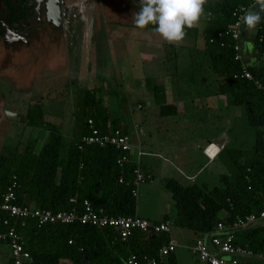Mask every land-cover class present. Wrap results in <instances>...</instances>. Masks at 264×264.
I'll use <instances>...</instances> for the list:
<instances>
[{
    "label": "trees",
    "instance_id": "1",
    "mask_svg": "<svg viewBox=\"0 0 264 264\" xmlns=\"http://www.w3.org/2000/svg\"><path fill=\"white\" fill-rule=\"evenodd\" d=\"M254 2L217 0L214 4H205L207 20L203 29L199 26L185 28V38L204 41L203 49L191 50L194 78L208 75L209 70L212 72L220 93L228 96L230 106L245 108L250 127L257 130L255 144L250 152L227 150L239 171L236 183L224 176L223 187L206 191L197 185L185 186L175 179L166 180L177 214L174 218L166 216L164 221L194 232L198 239L206 241L205 238L209 237L206 241L209 245L213 237L233 235L234 246L264 256V222L243 230L216 231L220 223L231 227L238 218L264 211V42H260L264 15L252 41L254 62L246 57L242 38L240 40L244 63L254 80L234 77L242 74L243 66L236 59L238 42L230 32L237 21L234 11ZM153 27L149 25L143 30L154 32ZM167 49L177 50L174 46ZM153 94L162 117L177 115V107L165 103L160 88L154 87ZM80 95L83 97L84 132L68 146L59 127L47 119L43 100L29 104L24 126L31 131L27 133L26 143L0 148V204L8 187L16 183L19 205L54 212L77 210L82 214L84 203L88 201L94 210H102L108 216H137L135 161L120 165V152L115 147L82 143L83 136L89 134L91 120L103 131L110 126L126 133L127 129L112 117L105 99L96 91L85 89ZM0 216L7 218L2 211ZM11 225L16 226V232L30 253L27 264H62L64 261L72 264H128L133 255L139 260L144 257L160 260V250L170 239L167 233L136 230L123 241L112 228L78 221L46 226L28 221L22 226L11 220ZM7 228L0 223V232ZM220 256L226 260L231 258L227 254ZM164 264H178L175 253L166 257ZM240 264H264V259L248 257Z\"/></svg>",
    "mask_w": 264,
    "mask_h": 264
},
{
    "label": "crops",
    "instance_id": "2",
    "mask_svg": "<svg viewBox=\"0 0 264 264\" xmlns=\"http://www.w3.org/2000/svg\"><path fill=\"white\" fill-rule=\"evenodd\" d=\"M261 15L263 17L264 13ZM111 26L113 27L110 30L112 33H110L111 39H107L109 45L106 47L111 52V55H114L117 59L122 58L121 56L126 50L125 57L130 56L127 61V73L122 72V70L113 69L109 80H107L102 70L103 66H101L99 69L96 67L89 69L90 73L94 75L91 79L85 71L86 77L84 78L81 76L84 63V61L81 62V53H76V58H73L71 54L68 55L67 72L73 74L72 79L76 80V82L80 78H83L84 81L90 80L94 85V88L90 90L96 91L98 96L101 95L103 99L107 100V105L110 103L109 99L111 95L110 93H105L104 86L106 83L107 85L110 83V87L115 84L118 88H122L125 92L124 97L126 100L121 105L122 113L120 115L124 113H132L134 115L135 107L143 111L142 125L139 127L140 138L135 134H132L135 137L129 134L130 130H128L124 120L120 121V125L122 128L127 129L130 139H136L134 141L131 140L134 147L132 159L138 160V152L143 153V156L140 157L141 168L148 176V180L139 186V188L141 187L140 193L142 191L143 193L153 192L154 185L161 183L160 186L164 190L161 192L163 199L160 202H167L171 207L160 208V213L158 214L160 220L158 221L150 220L149 215L144 214L138 208L137 216L151 222L163 221L166 216L174 218L177 210L172 193L166 188V180L175 179L185 186L197 185L206 191H210L214 188L223 187V177L229 176L225 171H213L209 169L224 153H228L229 98L220 93L219 84L210 70L209 73L212 76L206 75L194 78L192 67L193 51L191 50L197 47L196 40L184 38L183 41L188 40L183 44V41L180 44L166 42V46H163V44L159 45L157 43L158 38L163 40L158 33L136 28L134 20H117ZM256 33L257 28L255 32H251L243 25V44L253 41ZM93 37L95 35H91L89 39L92 38L95 44L99 43L96 37L95 40ZM191 39L195 42H191ZM89 42V44H94L92 41ZM100 44H103V42ZM74 45L76 47L79 46L76 42ZM168 46H174L177 50L174 52L169 51L167 49ZM123 47H125L124 50ZM165 48L167 50H164ZM246 49L247 45H245ZM78 51H80L79 48ZM245 55L247 58H250L251 63L255 61L253 50L247 49ZM73 63L78 66L81 65V67L77 66L73 69V67H70ZM72 83L74 84L75 82ZM154 87L161 89L166 104H172L177 107V115L170 117L161 116L160 105L155 102L153 94ZM79 98L82 100L81 120L79 121L75 116L73 117L74 120L76 119L75 122H72L70 119L72 123L70 128H72L73 133L76 131V135L68 136L61 129L64 138L69 139L70 143L68 145L73 143L77 138H81L84 132V119L82 117L83 97L80 96ZM47 107L48 103H44L46 116ZM112 112L113 109L111 111L112 116L120 120L116 116L119 114ZM21 113L25 114L24 111ZM13 128L14 130L11 129V131H19V129H16L17 127ZM12 133L10 132L9 135L12 136ZM185 138L191 139L189 147H184L180 141ZM213 146L217 148L215 156L209 153V150ZM251 150L242 149V151L247 152ZM232 163L234 164L233 161ZM236 172V175L233 177L229 176L234 183H236L239 174L238 169ZM156 178L159 182L155 184ZM184 230V237L190 239V244H186L184 247L191 251V246L198 239V236L192 231ZM171 237L174 238L172 232ZM205 239L208 241L209 237ZM175 240L177 241V239ZM9 256H11L10 253ZM195 259L197 264H202L197 257ZM230 259L228 258V261ZM8 260L10 264L11 257ZM6 262V257L0 249V264H6ZM66 263L72 264L69 261L62 262V264Z\"/></svg>",
    "mask_w": 264,
    "mask_h": 264
},
{
    "label": "flooded vegetation",
    "instance_id": "3",
    "mask_svg": "<svg viewBox=\"0 0 264 264\" xmlns=\"http://www.w3.org/2000/svg\"><path fill=\"white\" fill-rule=\"evenodd\" d=\"M114 2L115 0H0V128L3 122L8 121L7 112L23 114L20 110L12 109L10 101L19 102L22 93L30 92L35 86L47 87L51 78L46 80L44 76L53 70L58 73L59 67L67 69L69 54L76 58V53H81V62L87 61L90 65L95 63L93 68L103 66L102 70L109 80L114 64H109L111 58L108 60L107 39H111L113 22L120 18L123 21L134 20L131 13L127 15L131 19L125 18L127 16L122 13L124 8L126 13L127 10L130 11L127 5L131 7V3L126 5L121 2L120 13L118 11L117 15L114 14L117 16L116 20L103 18L102 22L95 23L88 11L94 10L98 16L100 8L101 11L106 9L108 16L113 15V11L117 10L112 6ZM82 27L85 28L82 30ZM91 35L97 36L98 42L102 40L100 43L105 41L107 47L100 51L92 46L87 51L86 42H89ZM75 42L78 47L74 45ZM125 52L126 50L124 54ZM20 87H26L27 91H21ZM5 89H9L8 94ZM13 96L16 100L9 99ZM32 100L30 98L28 101L25 116ZM4 256L6 264H9L11 256L8 253Z\"/></svg>",
    "mask_w": 264,
    "mask_h": 264
},
{
    "label": "rangeland",
    "instance_id": "4",
    "mask_svg": "<svg viewBox=\"0 0 264 264\" xmlns=\"http://www.w3.org/2000/svg\"><path fill=\"white\" fill-rule=\"evenodd\" d=\"M217 0H207L206 4H214ZM125 3L126 5L131 3V7L129 5L128 8H130V11L127 10L128 12L126 13L125 8L123 9L124 11H122L123 14H125L126 16L128 14L131 13V17H134V14L136 12L139 11L140 8V0H118V2L115 0V2L113 3L112 6L116 7V11H113V15H107L105 13L106 9H104L103 11L100 10V8L98 9V16L97 13L94 12V10L88 11V15L91 16V18L93 19V21L96 22H102L103 20H116L115 15L118 14V11L120 13V4ZM111 13V12H110ZM116 13V14H115ZM115 14V15H114ZM106 16V17H104ZM104 18V19H103ZM125 18H129L128 16ZM103 19V20H101ZM131 19V18H129ZM121 20V18H120ZM207 20V15L205 14V17H203L200 21L198 26L200 27V29L202 30L204 27V23ZM85 28V27H84ZM82 27V30L84 29ZM103 28V27H102ZM100 28V29H102ZM100 29H96V30H100ZM103 30V29H102ZM157 34V33H156ZM95 40V37H93ZM96 40H97V36H96ZM188 40V39H187ZM186 40V41H187ZM89 41H92V43H94L93 39H89ZM102 41V40H100ZM99 43H94V44H89L90 42H86V46H87V51H90V49L93 46V49H96L101 51V49H104L106 44L105 41L103 44ZM157 43L163 44V46H166V41L161 40V39H157ZM186 41H183V43H185ZM191 42H195L194 40H190ZM84 42V44H85ZM197 43V47H199V49H203L204 48V41L203 39H198L196 41ZM189 44V43H188ZM245 45H247V49H249L250 51L253 49L252 47V41H248L246 43H244V52H247V49L245 50ZM164 50H167L166 48ZM108 60L109 58H111V61H109V64L112 65L114 64L113 69L114 70H122V72H126V67H127V61L129 59L130 56H126L123 55L122 58L117 59L114 55H111V52H109L108 55ZM108 64V61L107 63ZM80 65V64H79ZM92 65H95L92 64ZM89 64V62L84 61L83 63V69H82V77H86L85 76V71L87 72V76L90 77V79L92 78V76H94L93 74L90 73L89 69H93V66ZM70 66V65H68ZM78 65H75L74 63L72 64L73 69H75V67H77ZM78 67H81L78 66ZM58 73L56 70H53L51 72H48L44 78L46 80L50 79L48 81L47 87H43L40 88L39 86H35L33 87V89L28 92L27 90H25L26 87H20L19 89H21V91H27L26 94L22 93V95L20 96V101H10V107L12 109H17L20 110L21 112L25 111V108L27 107L28 101H30V98L33 99L32 101L41 99L43 100V103H48V107L46 108V112H47V119L50 120L52 123L56 124L60 131H64L65 134H68V136H74L76 135V131H74V133L72 132V128H70V125H72L71 121L75 122L76 119L74 120V116L75 118L79 119V121L81 120V115H82V100L79 98L81 95V91L87 89H93L94 85L93 83L89 80H85L83 78H80V80H78L76 82V80H73V74H69V72H67V69L63 70L62 68L59 67L58 69ZM94 72V70H92ZM52 75V77H51ZM208 76H212V74L210 75V73L208 72ZM71 78V79H70ZM72 82H75L74 84ZM95 83V82H94ZM109 83V82H108ZM114 84V83H113ZM42 87V86H41ZM35 88H38L37 91L35 90ZM105 88V93H110V103L108 104V107L110 109V111L113 112L112 113H116L119 115H116L117 117L120 118L119 121L124 120L125 124L127 125L128 130H130L129 134L132 136V134L137 135L140 138V133H139V127H141L142 125V115H143V111L140 110L139 108L135 107V112L134 115L132 113H124L122 115H120L122 113V107L121 105L123 104V102L126 100L124 95L125 92L123 91L122 88H118L117 86H112L110 87V83L104 86ZM118 88V89H117ZM6 94L9 93V89H5L4 90ZM28 93V94H27ZM30 93V94H29ZM78 95V96H77ZM15 96L10 97V100H14ZM16 100V98H15ZM31 101V102H32ZM107 103V100H105ZM130 101V100H129ZM115 115V114H113ZM83 117V116H82ZM113 117V116H112ZM114 118V117H113ZM228 138H229V149L231 150H242V149H246V150H251L253 148L255 139H256V129L253 127H250L249 123H248V119L246 116V111L244 107H235V106H229V111H228ZM79 124V123H78ZM77 126V125H76ZM13 127H17L16 129L19 131L18 132H13L11 131V129L14 130ZM78 127V126H77ZM75 127V128H77ZM62 129V130H61ZM31 131L29 128H26L24 126V124H19V123H15V122H10V121H5L2 123L1 128H0V148H2L3 146L6 147H11V146H17L19 143H26L27 141V136H28V132ZM12 133V136L9 135V133ZM25 135V136H24ZM8 136H10L8 138ZM135 137V136H132ZM66 146L70 143L69 139L66 138ZM132 141L136 140V139H131ZM182 142V145L184 147H189L191 145V139L189 138H185V139H181L180 140ZM65 146V148H66ZM64 148V149H65ZM229 163V165H227ZM210 170L213 171H225L228 173V175L230 177H233L234 175H236V171L237 168L235 167V165L232 163L230 155L226 152L224 153L217 161L216 163H214L210 168ZM159 180L156 178L155 179V184L158 183ZM161 183H158L157 185H154V191L150 192V193H143V191L140 193V188L138 191V197H137V208L138 210L142 211L144 214H148L150 220L152 221H158L160 220V216H158V214L160 213V208L161 207H171L170 204H168L167 202H163L160 200L163 199V195L161 194V192L164 190L163 188H161L160 186ZM147 217V216H144ZM171 231L173 234V237L175 239H177L178 243H179V248L177 249L176 252V257H177V262L178 264H197L196 261V257L192 254V252L188 249L185 248L184 245L186 244H190V239L188 237H184V229L179 228L175 225H172L171 227ZM0 249L3 251L4 254L6 253H10L11 255V251L8 245L0 243ZM68 264V263H66Z\"/></svg>",
    "mask_w": 264,
    "mask_h": 264
},
{
    "label": "built area",
    "instance_id": "5",
    "mask_svg": "<svg viewBox=\"0 0 264 264\" xmlns=\"http://www.w3.org/2000/svg\"><path fill=\"white\" fill-rule=\"evenodd\" d=\"M248 8L249 6H242L234 11L233 16L237 19V21L231 27L230 32L233 35V38L238 42L236 45V51L238 52L236 59L241 61L243 66L242 74H236L234 77L236 79L246 78L248 80H254L252 73L248 70V67L244 63L242 46L240 44V40L242 38V28L244 25L241 18ZM260 31V42H264V27H261ZM257 85L260 86L259 83ZM82 143L85 145L115 147L120 152L118 158V163L120 165H124L125 163L133 160V144L128 134L121 128H113L110 126L108 130L103 131L97 128L91 120L89 121V134L83 136ZM138 156V160H134L136 164L135 196L138 195L139 186L146 183L148 180V176L141 168L140 157L143 156V153L138 152ZM16 188V183L10 185L7 192L3 196L2 203L0 204V211L7 214V218L0 216V223L8 227L4 232H0V243L9 246L12 264H27L31 256L25 249L22 237L16 232V226L11 225V220H15L16 223L20 222L22 226H25L28 221H35L39 226H46L48 224L55 223L72 224L78 221L82 224L112 228L118 232L119 238L123 241H126L136 230L145 232L152 230L156 233H167L170 235L169 241L160 250V260L155 258L149 259L148 257H144L143 260H139L137 256L133 255L128 261V264H164L166 257L174 254L179 248L177 241L171 237V221L163 220L156 223L138 216L129 218L122 216H108L104 214L102 210L99 212L94 210L88 201H85L84 203L85 211L82 214L78 213L77 210L70 212H54L52 210L41 209L39 207L19 205L17 203ZM262 222H264V211L253 213L247 218H238L231 225V227L226 226L224 223H220L216 227V231L224 233L228 230H243ZM233 241V235L213 237L210 245L207 244L204 239H198L196 244L191 247V251L198 257L202 264H240L241 261L254 256L264 259V256L257 255L250 249L234 246ZM225 254L231 256L229 261L220 256Z\"/></svg>",
    "mask_w": 264,
    "mask_h": 264
},
{
    "label": "clouds",
    "instance_id": "6",
    "mask_svg": "<svg viewBox=\"0 0 264 264\" xmlns=\"http://www.w3.org/2000/svg\"><path fill=\"white\" fill-rule=\"evenodd\" d=\"M207 0H140L139 11L134 14L136 28L154 26L153 31L170 44H180L185 28L197 27L205 17L204 5ZM264 13V0H255L245 11L242 19L246 28L255 32Z\"/></svg>",
    "mask_w": 264,
    "mask_h": 264
},
{
    "label": "water",
    "instance_id": "7",
    "mask_svg": "<svg viewBox=\"0 0 264 264\" xmlns=\"http://www.w3.org/2000/svg\"><path fill=\"white\" fill-rule=\"evenodd\" d=\"M7 119L10 122H15V123H19V124H25L26 123V116L24 114L7 112Z\"/></svg>",
    "mask_w": 264,
    "mask_h": 264
},
{
    "label": "bare ground",
    "instance_id": "8",
    "mask_svg": "<svg viewBox=\"0 0 264 264\" xmlns=\"http://www.w3.org/2000/svg\"><path fill=\"white\" fill-rule=\"evenodd\" d=\"M217 152V148L215 146H213L210 150H209V153L212 155V156H215V153Z\"/></svg>",
    "mask_w": 264,
    "mask_h": 264
}]
</instances>
